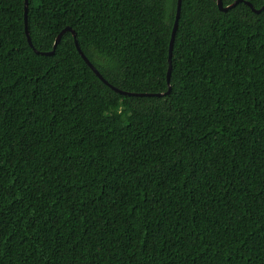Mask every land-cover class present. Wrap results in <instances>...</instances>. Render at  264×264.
<instances>
[{"label": "trees", "instance_id": "trees-1", "mask_svg": "<svg viewBox=\"0 0 264 264\" xmlns=\"http://www.w3.org/2000/svg\"><path fill=\"white\" fill-rule=\"evenodd\" d=\"M237 0H223L227 7ZM0 0V264H264V0Z\"/></svg>", "mask_w": 264, "mask_h": 264}, {"label": "water", "instance_id": "water-1", "mask_svg": "<svg viewBox=\"0 0 264 264\" xmlns=\"http://www.w3.org/2000/svg\"><path fill=\"white\" fill-rule=\"evenodd\" d=\"M182 1L183 0H177V13H176V20H175V26H174V30H173V34H172V38H171V42H170V49H169V70H168V84H169V90L166 93H160V94H133V93H126L123 92L119 89H116L115 87H113L112 85L109 84V82L100 74V72L94 67V65L87 59V57L85 56V54L83 53L81 47L79 46L78 40H77V34L75 33L74 30H72L71 27H67L65 28L57 37L56 42L54 44V49L52 52L50 53H40L39 51L35 50L37 54H45V55H53L55 53V50L58 46V44L60 43L62 36L65 32L69 31L73 34L74 38H75V44L77 47V50L79 52V54L81 55V57L84 59V61L88 64V66H90V68L94 71V73L100 78V80H102L107 86H109L110 88H112L113 90H115L116 92L120 93V94H124V95H129V96H141V97H150V96H155V97H162V96H166L169 95L172 88L170 85V77H171V72H172V52H173V46H174V41H175V36H176V32L178 29V22L180 19V14H181V8H182ZM243 0H237L236 2H234L233 4L225 7L223 0H217V4L219 7L220 11L223 12H227L228 10L234 8L238 3L242 2ZM247 5H249L252 10L255 13H261L264 10V6L260 9L257 10L254 8V6L250 3V2H246ZM27 15H28V0H26L25 2V26H26V35L28 38V42L30 44V46L33 48V44L30 38V34L28 31V21H27Z\"/></svg>", "mask_w": 264, "mask_h": 264}]
</instances>
